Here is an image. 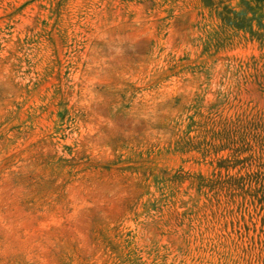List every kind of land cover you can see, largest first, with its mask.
<instances>
[{"label": "rangeland", "instance_id": "374dc122", "mask_svg": "<svg viewBox=\"0 0 264 264\" xmlns=\"http://www.w3.org/2000/svg\"><path fill=\"white\" fill-rule=\"evenodd\" d=\"M0 264H264V0H0Z\"/></svg>", "mask_w": 264, "mask_h": 264}]
</instances>
